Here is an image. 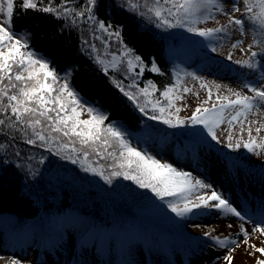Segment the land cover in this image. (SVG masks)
I'll return each instance as SVG.
<instances>
[{
	"label": "snow or ice",
	"instance_id": "1",
	"mask_svg": "<svg viewBox=\"0 0 264 264\" xmlns=\"http://www.w3.org/2000/svg\"><path fill=\"white\" fill-rule=\"evenodd\" d=\"M73 3L74 0H60L58 4H54L53 0L46 3L45 0H20V8L25 14L33 10L70 21V27L87 23L92 38L100 40L105 50L115 39L119 52L108 53L110 61L97 54L95 62L103 66L105 74L109 69L119 71L121 66L132 74V83L127 86L116 79L112 83L149 120L159 121L169 128L200 126L202 133L217 144L222 143L219 129L226 133L223 141L226 148L233 151L243 148L255 155L264 152V135H261L264 131V0H242V7L240 0H231L230 9L226 8L225 0H143V3L141 0H121L122 8L126 6L127 11L158 29L179 28L201 37L198 43L210 46L211 52H217L216 44L223 46L232 41L231 50L239 49L242 58L233 60L230 50L227 60L248 70L241 74L244 82L237 89L207 81L195 72H184L183 76L176 73L174 82L163 90H159L151 80L140 87L135 77L144 73L146 65L124 42L122 25L114 26L98 18L94 10L100 0H83L75 7L71 6ZM0 14L5 17L0 20V117H4L0 118V125L18 130L27 145L46 148L61 159L70 160L72 164L79 163L85 172L94 173L108 185L122 177L140 189L149 190L176 217L206 215L203 210L231 214L240 222L238 232L223 236L213 235L215 229L203 232V236L211 242L208 245L210 248L225 250V254L216 259L234 264L235 251L245 246L248 255L253 252L261 254L256 257V264H264V247L250 243L253 234L258 239L264 237V211L258 219L247 216L203 179L132 146L121 127L115 122H108L109 117L97 107L82 101L70 86L67 74L59 76L47 59L30 49L27 40L17 37L11 27L14 0H0ZM218 15L227 17L226 22L220 23ZM208 21H215V26H199ZM233 32L239 33L240 37L250 35V42L245 46L244 39L233 40ZM83 43L92 52L97 51L94 43L90 44L87 40ZM147 70L161 71L155 61ZM184 76L191 77L206 92V98L188 117L180 115L182 106L187 107V104L181 106L178 102L184 101L186 94L199 99V93L185 84ZM248 76L253 79L248 80ZM222 88L227 94L221 92ZM85 115L87 118H83ZM249 116L258 119L250 120ZM89 160H96L97 163L85 166ZM100 160H109L110 163L105 165L99 163ZM39 162L44 163V159ZM261 207L264 209V205ZM246 223L253 225L251 232ZM227 227L231 229L233 226L228 224ZM89 240L90 236H85L82 245L86 246ZM118 240V251L126 257L119 264H137L131 258L132 254L139 243L147 242L146 239L138 230L125 227L119 231ZM261 242L264 243V240ZM8 264H22V261L11 257Z\"/></svg>",
	"mask_w": 264,
	"mask_h": 264
},
{
	"label": "trees",
	"instance_id": "2",
	"mask_svg": "<svg viewBox=\"0 0 264 264\" xmlns=\"http://www.w3.org/2000/svg\"><path fill=\"white\" fill-rule=\"evenodd\" d=\"M82 2L74 0L71 6ZM120 4L121 0H100L94 11L99 19L114 26L122 25L124 42L144 61L146 70L135 77L140 87L151 80L163 90L174 82L176 73L183 76L193 57L198 55L196 52L202 54L201 61L209 59L210 46L198 43L201 37L179 28L158 29ZM70 23L33 10L25 14L20 0H14L11 27L16 35L27 40L38 56L47 59L59 76L67 74L70 86L82 101L97 107L109 117L108 122L121 127L132 146L148 152L141 144L145 147L153 140L161 143L173 139L177 145L189 146L194 151L200 146L215 148L233 165L235 152L212 141L200 126L169 128L143 116L112 83L116 79L127 86L132 83V74L124 66L119 71L109 69L105 74L103 66L95 62L97 54L110 61L108 53L119 52L116 40H111L105 50L100 40L92 38L87 23L75 27L68 26ZM85 40L96 45L95 53L83 43ZM153 61L160 68L159 73L147 70ZM196 106L192 109L182 106L180 115L190 116ZM0 145H3L0 148V237L11 248L29 242L54 248L69 228L80 243L90 236L87 245L97 252L118 251V234L125 227L138 230L147 241H142L143 245L155 238L166 247L167 241L177 234L180 223L195 217H176L149 190L140 189L122 177L108 185L94 173L85 172L79 163L72 164L46 148L27 145L16 129L0 125ZM95 163L96 160H89L85 166ZM99 163L107 165L110 161Z\"/></svg>",
	"mask_w": 264,
	"mask_h": 264
},
{
	"label": "rangeland",
	"instance_id": "3",
	"mask_svg": "<svg viewBox=\"0 0 264 264\" xmlns=\"http://www.w3.org/2000/svg\"><path fill=\"white\" fill-rule=\"evenodd\" d=\"M226 8L231 7V0H225ZM242 7V0H240ZM239 16V13H235ZM5 17L0 14V20ZM220 23H225L227 17L217 16ZM201 27H214L215 21H208ZM247 31V25L246 29ZM21 38V36H17ZM232 39H244L245 46L250 42L251 36L240 37L239 33L233 32ZM231 42L228 41L223 46L216 44L217 52H211L209 59L201 61L202 54L193 57L189 63L186 72H195L198 76H202L207 81H215L221 85L230 88H240L244 82L243 72L247 69H241L239 65L227 60V54L231 50ZM233 60L242 58L239 49L231 50ZM208 57V56H207ZM248 80L253 77L248 76ZM184 82L187 86L193 88V91L199 93V99L192 94H186L184 104L188 109H192L200 101L206 98V92L199 88V84L192 81L191 77L184 76ZM244 91H247L244 89ZM221 92L226 93V89L222 88ZM215 98V89H213ZM85 115L83 118H86ZM249 119H258L256 116H249ZM226 127V126H222ZM255 127V126H254ZM224 146V136L226 133L217 130ZM255 134V133H254ZM264 135V131L261 132ZM245 138L246 134H245ZM141 148L154 155L161 162L173 164L180 170L188 171L193 176L203 179L206 183L211 184L214 189L219 191L227 198L233 206L237 207L247 216H253L257 219L264 209V152L259 155L249 153L241 148L235 152L233 157V165L226 158L220 156L215 148L207 149L206 146H200L197 150H192L189 146L177 145L173 139L164 142H156L153 140L146 143L145 147L141 144ZM228 149V148H226ZM238 163V164H236ZM206 215H198L194 218L185 220L180 223L179 230L175 236L167 241L166 247L155 238H152L146 245L139 243L133 254L137 264H226L222 259L225 254L224 249L210 248L211 243L207 237L203 236L204 231L215 229L213 235H228L236 233L239 230V221L231 214H223L218 210H206ZM228 224L233 227L229 229ZM199 225L200 227H195ZM246 228L251 232L252 224L246 223ZM2 227H0L1 230ZM2 231V230H1ZM4 238V236H2ZM5 239V238H4ZM242 240L243 237H240ZM264 237L257 238L255 234L250 236V243L264 247L261 241ZM248 251H252L249 249ZM259 253L248 255L245 246H241L234 253V262L241 264H256V257ZM0 264H8L11 257L19 258L22 264H119L122 258L119 251L107 250L97 252L92 245H82L75 240V235L71 229H65V235L54 248H47L29 242L18 248L9 247L0 237ZM241 260V261H240Z\"/></svg>",
	"mask_w": 264,
	"mask_h": 264
},
{
	"label": "bare ground",
	"instance_id": "4",
	"mask_svg": "<svg viewBox=\"0 0 264 264\" xmlns=\"http://www.w3.org/2000/svg\"><path fill=\"white\" fill-rule=\"evenodd\" d=\"M240 261H241V260H240ZM234 264H241V263H240V262H238V261H235V262H234Z\"/></svg>",
	"mask_w": 264,
	"mask_h": 264
}]
</instances>
